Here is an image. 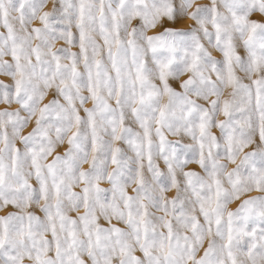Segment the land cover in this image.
<instances>
[{"label":"snow or ice","instance_id":"snow-or-ice-1","mask_svg":"<svg viewBox=\"0 0 264 264\" xmlns=\"http://www.w3.org/2000/svg\"><path fill=\"white\" fill-rule=\"evenodd\" d=\"M253 14L264 0H0V104L18 105L0 111V264H264Z\"/></svg>","mask_w":264,"mask_h":264},{"label":"rangeland","instance_id":"rangeland-1","mask_svg":"<svg viewBox=\"0 0 264 264\" xmlns=\"http://www.w3.org/2000/svg\"><path fill=\"white\" fill-rule=\"evenodd\" d=\"M196 3H197L198 5H210L211 0H196ZM49 7H51V4H49ZM221 10H223V9H221ZM251 19H252V20H256V21H261V20H264V17L260 16L259 14H253V15L251 16ZM138 23H139L138 20L134 22V24H138ZM190 23H191L190 21H186V20H185V21H179V22H177V23L174 24V25H166V26H172V27H175V28L186 29V28L189 27V24H190ZM5 31H6V30H5L2 26H0V33H3V32H5ZM159 31H162V28L158 27V28L155 29V30H150V31L148 32V34H149V35H152V34H154L155 32H159ZM62 44H63V42L60 41V42H58V45H57V46H60V45H62ZM77 50H78V49H75V48L73 49V51H77ZM237 51H238V53H239L240 55H244V54H245V50L243 49L242 46H238ZM212 54H213L217 59H221V58H222V54L219 53V52H217V51H215V50L212 51ZM5 59H10V57H5ZM0 81H3V82H5V83H11V80H10L8 77L2 76V75H0ZM169 82H170V84H171V85H172L177 91H180V90H181V89L179 88V82H178V81L170 80ZM245 82H247V81H245ZM157 83H158V81H157ZM85 94H87V93H85ZM51 98H52V97H51V94H50L49 97H47L46 100H45L44 102H45V103L48 102V100L51 99ZM85 106H86V107H92V102L89 101ZM17 107H18V105H15V104H13V105L0 104V111L5 110V109H7V110H14V109H16ZM80 114H81L82 116L84 115V113H83L82 110H81ZM222 118H223V117H221V119H222ZM33 125H34V121H33L32 124L29 125V127H28L27 129H25V134H26L28 131L31 130V127H32ZM212 131H213L216 135H219V130H218V129H215V128H214V129H212ZM168 139H170V140H175V139H177V137L169 136ZM185 142H190V138H185ZM18 146H19V145H18ZM121 146H123V145H121ZM58 150H59V151H62L63 149L61 148V149H58ZM51 159H52V157H49V162L51 161ZM158 163H159L161 169H164L165 166L163 165V163H162V162H158ZM85 167H87V166H85ZM230 167H231V165H230ZM186 170H195V171H197V172H201V169H200L199 166L196 165V164H190V165L188 166V169H186ZM32 183H33V185H35V181H34V180L32 181ZM100 186L103 187V188H109V187H110V185H109L108 183H106V182H101V185H100ZM74 190H75V191H79V188H76V189H74ZM129 192L131 193V189H130V188H129ZM167 195H168L169 197L174 196V195H175V189H173V190H172L171 192H169ZM258 195H262V193H259V192H251V193L246 194V196H242V197H241V200L247 198L248 196H258ZM238 203H240V201H236V202H234L232 205H230V207L234 209V208L237 206ZM31 210L34 211V213H35L36 215L42 217L43 214L39 211V209L34 208V209H31ZM10 211H16V209H13L11 206H9L8 209H6L5 211H0V215H4V214H6V212H10ZM83 211H84V209L81 208V209H80V213L83 214ZM69 215H71V216L74 217V216H75V213H69ZM99 223H100L102 226H107L106 223H105V221L103 220L102 217L100 218ZM113 223H117V222H116V221H113ZM117 226L122 227V228L124 227V225H122V224H117ZM49 238H50V234H49ZM206 246H207V245L205 244V247H206ZM202 253H203V250H201V253H200V254L202 255ZM136 254H137V255H140L139 252H137ZM84 259H87V257H84Z\"/></svg>","mask_w":264,"mask_h":264}]
</instances>
